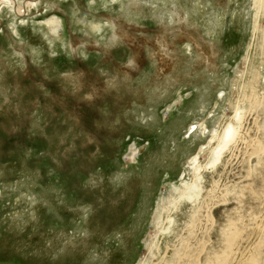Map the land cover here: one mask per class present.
<instances>
[{
    "label": "rangeland",
    "instance_id": "1",
    "mask_svg": "<svg viewBox=\"0 0 264 264\" xmlns=\"http://www.w3.org/2000/svg\"><path fill=\"white\" fill-rule=\"evenodd\" d=\"M257 10L254 0L0 3V264H161L179 252L188 264L198 240L204 264L229 250L231 221L226 264H264ZM231 121L237 137L208 167ZM197 155L201 194L182 198Z\"/></svg>",
    "mask_w": 264,
    "mask_h": 264
},
{
    "label": "bare ground",
    "instance_id": "2",
    "mask_svg": "<svg viewBox=\"0 0 264 264\" xmlns=\"http://www.w3.org/2000/svg\"><path fill=\"white\" fill-rule=\"evenodd\" d=\"M7 1L10 2V4L12 6H14L15 3L17 2V0H2V1H0V3H4V2L7 3ZM28 5H30V2L28 3ZM254 5L258 8V10L264 9V0H254ZM21 9H23V8H20L19 7L18 10L15 9L14 11H16L19 14V11ZM255 23H256V21H255ZM249 86H248V88H251V87L253 88L254 87L252 85V83ZM243 90L245 91L246 89H243ZM242 98H243L244 101L251 100L249 102L252 103L254 101L253 99L256 100V93H254L251 96L250 95L247 96L246 94H244V95L242 94ZM242 107H241L240 102L235 107V110L236 111H235L234 117L237 118V121H238L237 124L243 122L242 119H243L244 110H243ZM234 121H231L226 126H224V128H223V130L221 132H216V130H215L216 133H215L213 139L215 140L216 138H218V143H217L216 147L213 148L212 151H211V157H210V159L208 161V164H207L208 167L215 165L217 163V161L220 159V155H221L222 149L224 150L226 147L229 146V144H231L232 142H234V140L236 139L237 134H238L237 131L239 129H238L237 125L234 123ZM239 126H241V125H239ZM213 139H212V141H213ZM134 154H135V152L132 153V155H131L132 158H134L133 157ZM192 160H193V163H194L193 164V169H194V174H195L194 177L195 178H194V180L192 182L184 184L185 186L180 191V197H182V198H189V199H191L193 197L196 198V197L200 196L201 191H202V188H201L202 186L200 185V181L202 179V172H200L201 171V166L198 163V161H199V155H197L196 157H194ZM215 191L216 190H215V187H214L211 192L213 194H215V197H216V192ZM213 201H214V199H213ZM198 213H199V211H196L195 210V213L192 214L191 219H190V222H189V227H191L192 224L195 223L199 219V218L197 219V214ZM198 216H199V214H198ZM227 229H228V231L226 232L227 233V237L226 238H227V244H228L229 250L225 251L224 253L223 252H220L221 250L218 251V252L215 251L212 254V257H205L204 258V260H203V261H205L204 264H226V262L228 260V257L232 253V250H233V247L232 246L234 245L235 235H236V232H237V228L235 227L234 221H231L230 222V224L227 227ZM195 233L196 232L194 230L193 233H192V235L190 236V238L191 237H193V238L197 237V235H195ZM190 238L187 240V242H190L191 241L192 238L191 239ZM198 242H200V243H198ZM197 243H198V245L200 244V246L202 248L199 253L193 254V255H191V252L190 253H185V255L186 254H189L192 257V262L191 263H188V264H200L202 262V259H203L202 258V253L204 251H206L207 248L205 247L204 241H202V240L199 241L198 240ZM185 247H187V244L185 245ZM177 257H179V258L176 259V260L174 258H173V260L171 259V261L164 260V261H162L161 264H182L181 257H183V255L181 256L180 255V252H179V253H177Z\"/></svg>",
    "mask_w": 264,
    "mask_h": 264
}]
</instances>
